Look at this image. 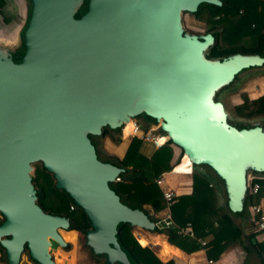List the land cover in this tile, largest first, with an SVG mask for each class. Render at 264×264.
I'll list each match as a JSON object with an SVG mask.
<instances>
[{
    "label": "water",
    "instance_id": "1",
    "mask_svg": "<svg viewBox=\"0 0 264 264\" xmlns=\"http://www.w3.org/2000/svg\"><path fill=\"white\" fill-rule=\"evenodd\" d=\"M82 3L30 0L21 35L25 6L15 34L0 40V249L6 264H18L23 250L32 264H54L51 244L66 245L58 232H66L68 220L35 204L31 164L37 162L88 214L91 250L104 254L106 264H129L116 226L148 232L155 226L109 188L124 169L99 161L88 136L141 114L178 149L173 166L185 155L223 181L230 212H241L252 173L264 174V129L228 127L214 97L240 71L263 65L264 55L208 58L212 32L190 35L182 28L183 13L201 4L221 8L219 0H87L75 20ZM21 45L23 56L13 63L5 51L13 54Z\"/></svg>",
    "mask_w": 264,
    "mask_h": 264
},
{
    "label": "trees",
    "instance_id": "2",
    "mask_svg": "<svg viewBox=\"0 0 264 264\" xmlns=\"http://www.w3.org/2000/svg\"><path fill=\"white\" fill-rule=\"evenodd\" d=\"M219 1L222 4L221 8H212L206 4H201L197 6L195 13H187L195 21L206 24V29L203 32H212L213 41L207 57L222 59L235 54H257L262 57L264 55V0ZM3 7L4 0H0V16ZM86 9L87 0H83L73 18L77 20ZM213 17L217 19H211ZM209 25L211 27L207 28ZM23 53L24 48L21 46L15 52L12 62L19 63ZM255 68L257 67L253 69ZM243 71L236 74L222 89H235L237 87L235 84L238 83ZM215 100L217 99L215 98ZM225 112L228 127L243 129L258 125L264 128V95L251 100L243 96L241 103L234 106L231 114L226 110ZM144 122L147 126L156 123L153 119L148 118ZM120 129L121 127L118 129L104 127L99 136L89 135L88 140L95 147L99 161L114 163L124 169L117 182L108 183L109 188L114 191L119 201L129 208L142 210L147 218L155 224L157 220L154 215L163 211L164 201L154 180L162 173L170 171L173 167L172 159L178 149L166 141L161 148L154 150L147 158L139 152L141 142L132 138L128 140L122 159L101 158L95 139L109 135L112 141L119 143ZM158 131L163 134L160 130ZM183 163L189 165L190 162L185 159ZM31 166V184L39 193L35 204L44 214L61 216L68 220L66 232L60 231V234L65 242L72 244L75 243V236L77 235V243L80 244L90 264H106L105 255L94 253L86 241L85 234L91 229L88 214L83 208L77 206L64 190L56 187L53 174L43 169L40 162L33 163ZM252 174L253 179L250 186L257 183L260 189L256 196L245 195L243 208L256 203L264 194V174L255 172ZM190 182V195L176 196L172 199L169 208L172 225H159L150 233L162 235L169 245L176 247L185 254H190L199 249L198 240L207 239L209 241L204 243L207 249L206 258L212 261L218 260L219 256L231 245L239 244L245 255L253 254L257 257L258 264H264V241L252 244L250 242L252 236H242V232L231 219V213L227 210L226 205L217 207V192L221 191V188L224 189L223 181L208 168L201 170L199 167L192 166ZM186 206L193 208V214L189 220L183 218ZM218 212L222 215L221 220L215 219L210 222V215ZM241 214L242 212L239 213V215ZM186 223L190 224L193 237L180 234L179 229L184 227ZM135 229L136 227L127 223H120L116 226L117 244L125 254L129 264H174L171 260L162 263L156 257L154 250L143 246L147 242L142 237L137 239L140 246L133 236ZM69 249V244L62 248L63 251ZM54 260L57 264L58 259ZM2 261L5 262V258L0 249V262ZM66 264L72 263L67 262ZM112 264L119 263L114 262Z\"/></svg>",
    "mask_w": 264,
    "mask_h": 264
},
{
    "label": "crops",
    "instance_id": "3",
    "mask_svg": "<svg viewBox=\"0 0 264 264\" xmlns=\"http://www.w3.org/2000/svg\"><path fill=\"white\" fill-rule=\"evenodd\" d=\"M14 1L15 0H4V7L2 8V14L4 12L6 15L16 16V14H14L15 11H14V9H13L14 7L12 5V3H14ZM7 7H8V9H7ZM211 19L216 20L217 18L213 17ZM255 83L258 87L257 88L258 91L261 90L260 87H262V89L264 90V75L259 77ZM261 95H264V91L258 92V94L255 97L250 98V99H256L257 97H259ZM263 121H264V119H263ZM109 139H111L109 135H104V137L101 138V140L103 142L102 145L104 144V142L106 140H109ZM121 141H123V140H120V142ZM125 141L127 142V144H126V148H127L128 141L127 140H125ZM103 148H104V146H103ZM104 150L107 153H109L105 148H104ZM153 151H154L153 148L149 144L141 143L140 148H139V152L143 156L148 158L153 153ZM109 155H112V157H114L112 153H109ZM185 159H188V158L185 156L184 160ZM189 165H190V163H189ZM187 166L188 165L186 163L182 162V164L179 167H177V170L183 171L186 169ZM170 179H171L170 181L168 179H165L166 185L168 186L169 189H171L174 192L175 197L176 196H182V195H185V196L190 195V193H191L190 175H182L181 177L170 178ZM261 198L264 199V194ZM224 204L225 205L227 204V200H226V196H225V191L223 188H221V191L217 192V207H219V208L223 207ZM241 212H242L241 215H239V213H236V212H230L231 213L230 214L231 219L233 220L234 224L242 232V236H244V237L252 236V238L250 239V242L252 243V241H251L252 239L254 240V242H258L257 237L254 234H252V228L254 225V217L251 214V212L249 211V207H247V208L242 207ZM192 214H193L192 206H186L184 208L183 218L185 220H189V219H191ZM154 218L156 220H161L163 218V211L154 215ZM221 218H222V215L219 212L211 214L210 215V222H212L215 219L221 220ZM187 224L190 227L189 223H186L185 225H187ZM133 236L136 238V240L139 237L144 238L145 241L147 242V244L143 245V246H147V247L151 248L152 250H154L156 257L162 263H165V262L171 260V261H173L174 264H205V261L207 260V258H206V250L207 249H206L205 245L203 247H199V249H197L195 252H192L190 254H185L182 251H180L179 249H177L176 247L169 245L165 241V239L162 235L152 234L148 231H144L140 228H136L133 232ZM137 236H138V238H137ZM201 241H203L204 243H207L209 240L203 239ZM242 241H244V240H242ZM65 243L69 244L70 248L73 246V244L70 242H65ZM74 244H76V240H75ZM252 244H254V243H252ZM59 251L64 252L62 249H59ZM20 260H21V262H24V264H32V263H30L28 258H25L24 261H23V258H21ZM213 261L215 262V264H258L257 257L253 254L245 255L244 251L242 250V248L239 244L231 245L226 251H224L219 256L218 260H216V261L213 260Z\"/></svg>",
    "mask_w": 264,
    "mask_h": 264
},
{
    "label": "rangeland",
    "instance_id": "4",
    "mask_svg": "<svg viewBox=\"0 0 264 264\" xmlns=\"http://www.w3.org/2000/svg\"><path fill=\"white\" fill-rule=\"evenodd\" d=\"M25 1L26 0H15L14 3H12V5L14 7L13 9L15 11L14 14H16V16H9V15H6L4 12L0 16V19H3V20L5 19L4 23H2V22L0 23V40L6 39L7 37H10L12 34H15V32H16V30L19 27L20 22H21L22 12H23L22 9L24 6L26 7V13H27V6H26ZM7 9H8V7H7ZM181 21H182L183 31L190 34V35H203V31L206 29V24L204 25L200 22L195 21L187 13H183L181 15ZM24 27H25V25H24ZM24 27H23V29H24ZM210 27L211 26L209 25V27H207V28H210ZM23 29H21L20 35L23 32ZM253 68L254 67H249V68L244 69L243 73L239 77L238 83L235 84V85H237V87H235V89H231V88L220 89L214 95V97L223 104L224 109L228 113L231 114L233 112L234 106L241 103V99L243 96H246L248 99H250V98L255 97L258 94V92L264 91L262 89V87H260L261 90L258 91V89H257L258 87L255 83L259 77L264 75V64L262 65V67H259L258 69L257 68L253 69ZM143 116L144 115L141 114L134 119L136 121L139 119H142L143 121H145L146 118H144ZM154 125H157V123H155ZM95 141L98 144L97 149L99 151L101 158H103V159L112 158V155H109V153H112L116 159H122L123 158V153L126 149V144H127V142L125 140H123L119 143H115L114 141L109 139V140H106L103 145H102L103 142H102L100 137L96 138ZM103 146L109 153H107L104 150ZM176 154H177V152H176ZM31 174H32V172H31ZM181 176L182 175L171 174L169 176H164V177H165V179H168L170 181L171 180L170 178H177V177H181ZM251 176H253V174ZM1 220H2V218L0 217V221ZM137 238H138V236H137ZM75 240H76V244H73V246L69 250L64 251V252H60L59 251L60 248L57 245H55L53 243L51 244V246L49 248V252H50L53 260L58 259L57 264H61L62 262H64V264H66L67 262H70L72 264H90L86 254L81 249L80 244L77 243V240H78L77 235L75 236ZM21 258H23V261L25 258H27V251L26 250H23V252L20 256V259ZM0 264H6V262L2 261V262H0ZM18 264H24V262H21V260H20Z\"/></svg>",
    "mask_w": 264,
    "mask_h": 264
},
{
    "label": "built area",
    "instance_id": "5",
    "mask_svg": "<svg viewBox=\"0 0 264 264\" xmlns=\"http://www.w3.org/2000/svg\"><path fill=\"white\" fill-rule=\"evenodd\" d=\"M158 124L148 126L146 129H141L139 124L135 119H131L129 121V125L124 124L121 126L120 129V140H130L132 138L138 139L141 143H147L149 144L153 150H157L161 148L165 142L167 141V138L164 134H161L158 131ZM182 157V156H181ZM178 160V163L181 160ZM177 163V164H178ZM173 166L170 171L166 173H162L160 176H158L154 183L158 187V189L161 192L162 199L164 201V209H163V218L161 220H157V222L154 224L155 227H158L159 225L164 226H171L172 221L170 219V205L172 203V199L175 197L174 192L168 188L166 185L165 177L169 176L171 174L173 175H190L192 172V165L190 164L188 169L185 172H174ZM116 182L119 180V178L115 179ZM211 186V185H209ZM260 187L257 183H254L250 186V192L249 194L252 196H256ZM250 212L254 217V225L252 228V234H254L258 241H264V199L259 198V200L256 203H253L249 206ZM215 225V223H214ZM180 234L186 235L188 237H193L192 231L189 227V225H185L184 227L179 229ZM138 242V240H136ZM200 247L204 246V242L201 240L197 241ZM205 264H215L212 260H206Z\"/></svg>",
    "mask_w": 264,
    "mask_h": 264
},
{
    "label": "flooded vegetation",
    "instance_id": "6",
    "mask_svg": "<svg viewBox=\"0 0 264 264\" xmlns=\"http://www.w3.org/2000/svg\"><path fill=\"white\" fill-rule=\"evenodd\" d=\"M25 3H26V6H27L26 22H25V26H26L27 21H28V18H29L30 0H26ZM1 22L4 23V20H3V19H0V23H1ZM24 28H25V27H24ZM23 30H24V29H23ZM21 46H22V45H21ZM21 46H20V47H21ZM20 47H19V48H20ZM19 48H18V49H19ZM18 49H17V50H18ZM17 50H16V51H17ZM0 51H2V49H0ZM16 51H15V52H16ZM15 52H14L13 54H11L10 52H6V51H5V56H7L8 58H10V60L12 61ZM22 56H23V55H22ZM21 58H22V57H21ZM263 64H264V63H263ZM260 67H262V65H261ZM258 68H259V67H258ZM143 117H144V116H143Z\"/></svg>",
    "mask_w": 264,
    "mask_h": 264
},
{
    "label": "bare ground",
    "instance_id": "7",
    "mask_svg": "<svg viewBox=\"0 0 264 264\" xmlns=\"http://www.w3.org/2000/svg\"><path fill=\"white\" fill-rule=\"evenodd\" d=\"M126 124L129 125V121H128ZM184 158H185V155L182 156L180 162H179L178 164L175 165V167H174V172H185V171L188 169L189 165H188V166L186 167V169L183 170V171H178V170H177V167H179V166L182 164V162L184 161ZM60 231H62V230H60ZM60 231H59L58 233H59V235L61 236ZM61 238H62V240L64 241V239H63L62 236H61ZM64 242H65V241H64ZM53 262H54V264H56L54 260H53Z\"/></svg>",
    "mask_w": 264,
    "mask_h": 264
}]
</instances>
